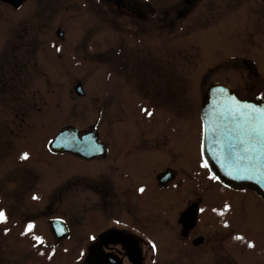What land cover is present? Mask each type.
Masks as SVG:
<instances>
[{"label": "flooded vegetation", "instance_id": "obj_1", "mask_svg": "<svg viewBox=\"0 0 264 264\" xmlns=\"http://www.w3.org/2000/svg\"><path fill=\"white\" fill-rule=\"evenodd\" d=\"M81 2L83 10L102 17L106 31L111 28L115 32L112 46L105 47L108 43L104 42L108 39L103 37L96 43L102 49L106 48L101 53L102 62H115L114 57L122 52L119 51L120 44L115 46L121 29L115 24L119 18L124 17L129 23L126 34H141L146 42L154 31L161 37L168 34L166 29L171 18L170 24L176 23L177 31L193 30L192 45L198 51L202 67L227 69L224 77L217 76L210 85L227 82L243 96L239 81H245L248 76L264 77L259 72L261 63L259 65L256 60L264 58V0ZM95 29L97 26L91 28V33L84 31V39L92 37L94 40L92 32ZM249 32L251 37L258 39L256 42L250 38L249 42L254 58L243 55ZM216 34L231 44L221 56H214L207 50L206 42H211ZM59 36H63V32ZM50 45L55 46L53 42ZM116 47L115 55L110 57L109 51ZM232 60L235 65H231ZM126 61L128 65L135 64L134 58ZM149 65L146 62L140 64L147 69ZM193 75L199 77V74ZM161 77L154 73L129 76V100L126 102L119 96L114 105L113 99L111 122H100L92 129L98 138L96 146L86 148L92 153L90 156L54 151L51 142L56 134L52 115L49 111L39 112L35 101L24 99V90L11 89L7 79H0V211L7 216V221L0 223V243H3L0 264H46L56 257H62L63 264H68L73 243L80 247L78 264H81L88 258L90 246L97 242L101 243L98 255L102 261L151 264L159 254V242L166 248L165 242L177 238L197 249L207 243L206 232L200 231L201 224H208L203 217L217 212L218 218H225L216 205L222 200L210 201L217 195L216 191L242 194L245 190L224 185L210 171L202 154V105L200 112L196 109L192 113L184 112L177 104L168 106V90L162 89L165 80ZM185 82L182 78L177 83ZM157 83L162 86L157 87ZM78 96L85 97V90ZM252 96L264 97V91ZM108 103V100L102 101L101 118L107 112ZM9 105L12 108L8 110ZM149 112L152 115H148ZM45 116L50 134L40 137L39 128L44 126ZM109 123L111 134L108 136L105 129ZM182 126L191 131L187 142L180 135L184 130ZM67 128L79 129V137L91 131L83 132L76 126ZM25 153L28 159L23 160L21 157ZM70 158L90 166L78 167ZM191 214H194L193 218ZM30 224L33 227L29 232ZM110 232L112 234H108ZM36 237L43 243L40 244ZM78 241H83V245ZM74 250L78 249L75 247ZM202 253L206 254L201 256L202 260L209 262L213 258L211 264L215 263L211 247ZM7 256H17L16 262ZM217 258L224 264L230 263L226 252Z\"/></svg>", "mask_w": 264, "mask_h": 264}, {"label": "rangeland", "instance_id": "obj_2", "mask_svg": "<svg viewBox=\"0 0 264 264\" xmlns=\"http://www.w3.org/2000/svg\"><path fill=\"white\" fill-rule=\"evenodd\" d=\"M80 4L81 0H27L23 7L15 9L0 1V79H7V85L11 83V89L24 90V99L35 101L36 107L40 108L39 112L49 111L54 120L56 135L68 126H76L84 132L92 130L100 122H111L118 97L121 96L119 98L125 99L126 102L129 100L128 79L133 74H161V78L165 80V87L162 89L168 90L167 96L170 100L167 105L177 104L184 112L192 113L197 110L200 112L203 95L212 81L216 80L217 76L224 77L227 72V69L221 66L214 70L202 67L198 51L194 50L192 45L193 30L187 28L184 33L177 31V24H170L171 18L166 29L168 34L161 37L154 31L150 34L149 42H146L141 34H126L129 23L126 18H119V22L115 24L121 29L119 42H116L115 46L120 44L119 51L122 52L116 56L118 60L114 57L115 62H102L101 53L106 48L102 49L96 43L99 37H103L104 40L108 39L104 44L109 45L106 44L105 47L112 46L115 32L111 28L106 31L102 17L83 10ZM94 26H97L92 32L94 40H91L92 37L84 39L83 32L88 30L87 33H91ZM58 30L63 32V36H59ZM103 31H106L105 35H102ZM97 32H100L99 35ZM247 36L248 45L243 50V55L254 58L251 53L254 50L249 46V42L250 38L256 42L258 39L256 36L251 37L250 32ZM52 42L55 45L53 47L50 45ZM89 42L95 43L91 45ZM206 45L208 52L212 51L214 56H221L227 48H231V44H227L220 34H216ZM116 49L117 47L109 51L110 57L115 55ZM9 57L13 59L7 60ZM129 57L134 58L135 64H127ZM260 59L256 58L262 67L259 72L264 76V58ZM144 61L151 64L149 69L140 66ZM230 63L235 65L236 62L232 60ZM193 74H199V77L196 78ZM182 78L186 82L177 83ZM229 79L232 82V78ZM78 84L85 90V97L76 93ZM159 85L162 86V83H157V87ZM238 87L244 97H251L256 92L264 91V77L256 79L248 76L245 81L238 82ZM195 89L198 92H193ZM106 94L110 96L107 97ZM106 100L109 101L107 112L104 118H101L102 101ZM10 108L12 107L9 105L7 109ZM42 122L44 126L39 128L40 137L50 134L47 129V116ZM106 127L105 132L109 136L110 123ZM166 128L169 132L167 125ZM182 128L184 130L180 135L184 142H187L190 140L191 131L187 126ZM70 161L78 167L90 166L76 158H70ZM216 193L210 201L222 200L216 205L221 213L225 211V218H218L217 212L203 217L208 224H201L200 231L206 232L207 243L197 249L174 238V235H168L174 239L165 242L166 248L159 242V254L151 264H211L213 258L209 262L201 259V256H206L202 252L208 247L212 248L215 256L214 264H224L217 255L222 257L225 252L229 254V264H264V201L250 190H245L242 194L229 190ZM77 243L83 245L84 242ZM1 244L3 243H0V247ZM249 244L254 246L249 247ZM75 247L78 250H74ZM72 248L73 252L67 262L78 264L80 247L73 243ZM7 257L16 262L17 256ZM63 263L62 257H56L46 264Z\"/></svg>", "mask_w": 264, "mask_h": 264}, {"label": "water", "instance_id": "obj_3", "mask_svg": "<svg viewBox=\"0 0 264 264\" xmlns=\"http://www.w3.org/2000/svg\"><path fill=\"white\" fill-rule=\"evenodd\" d=\"M0 1L19 8L26 0ZM76 92L83 93L80 84ZM201 115L202 154L210 171L224 185L252 190L264 200V97H242L231 84L217 82L203 98ZM79 132L77 128L60 131L51 142L52 149L90 156L86 148L97 145V133L88 131L81 140ZM69 140L72 144H67ZM100 246V242L92 244L81 264H110L98 255Z\"/></svg>", "mask_w": 264, "mask_h": 264}, {"label": "snow or ice", "instance_id": "obj_4", "mask_svg": "<svg viewBox=\"0 0 264 264\" xmlns=\"http://www.w3.org/2000/svg\"><path fill=\"white\" fill-rule=\"evenodd\" d=\"M148 115H152V113L149 112ZM21 159H23V160L28 159V154H27V153L23 154L22 157H21ZM205 166H206V165H205ZM140 191L143 192L144 189L141 188ZM33 198L36 199V197H33ZM221 215H223V213H221ZM6 221H7V216H6V214H5L3 211H0V223H5ZM225 226H227V225H225ZM32 227H33V226H32L31 224L28 226V231H29V232L31 231ZM25 234H26V233H25ZM236 238H237V239H242V237H236ZM35 239H37L38 242H39L40 244L43 243V240H42L41 238L36 237ZM253 246H254V245L249 244V247H253Z\"/></svg>", "mask_w": 264, "mask_h": 264}]
</instances>
